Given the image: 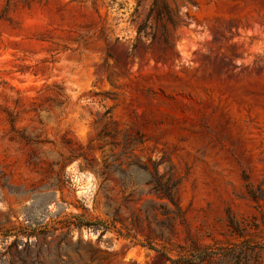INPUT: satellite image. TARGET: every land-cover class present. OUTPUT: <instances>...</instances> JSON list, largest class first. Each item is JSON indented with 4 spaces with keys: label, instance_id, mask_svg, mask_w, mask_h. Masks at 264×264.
Here are the masks:
<instances>
[{
    "label": "rangeland",
    "instance_id": "1",
    "mask_svg": "<svg viewBox=\"0 0 264 264\" xmlns=\"http://www.w3.org/2000/svg\"><path fill=\"white\" fill-rule=\"evenodd\" d=\"M153 2L0 0V264L264 246V0Z\"/></svg>",
    "mask_w": 264,
    "mask_h": 264
},
{
    "label": "trees",
    "instance_id": "2",
    "mask_svg": "<svg viewBox=\"0 0 264 264\" xmlns=\"http://www.w3.org/2000/svg\"><path fill=\"white\" fill-rule=\"evenodd\" d=\"M155 21L156 24H162L163 22H168L170 25L175 26V20L170 12L167 4L163 0H154L152 6L149 9L148 16L146 21L138 27L137 38L135 44L132 47V53H138V50L141 49L142 44V34L150 27L151 21ZM164 28V24H163ZM159 43V40L156 36L152 37L151 45L154 46ZM164 45L167 46V51L164 53H159L158 58L162 59H173L178 56L175 45L168 39L163 41ZM247 179V178H246ZM158 190H160L163 196L176 208H178V200L176 199V187L177 183L172 184L171 186H162L157 180ZM248 195L255 202H260L264 200V194L261 191L253 189L250 184L246 185ZM74 221L78 219L77 216H74ZM70 226H75L81 228L84 224H77L72 220L69 222ZM231 226L235 231H238L239 228L231 221ZM264 246L262 245H251L249 243L236 244L228 248H224L219 252H213L211 249H202L195 250V254L192 257H186L183 259L173 260L172 258H167L165 264H252V260H247L249 258V252L254 250H263ZM215 258H223L229 260H212Z\"/></svg>",
    "mask_w": 264,
    "mask_h": 264
}]
</instances>
